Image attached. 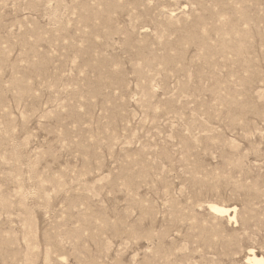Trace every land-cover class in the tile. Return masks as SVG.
Wrapping results in <instances>:
<instances>
[{"label": "rangeland", "instance_id": "1", "mask_svg": "<svg viewBox=\"0 0 264 264\" xmlns=\"http://www.w3.org/2000/svg\"><path fill=\"white\" fill-rule=\"evenodd\" d=\"M249 249L264 264V0H0V264Z\"/></svg>", "mask_w": 264, "mask_h": 264}, {"label": "bare ground", "instance_id": "2", "mask_svg": "<svg viewBox=\"0 0 264 264\" xmlns=\"http://www.w3.org/2000/svg\"><path fill=\"white\" fill-rule=\"evenodd\" d=\"M209 207H210V210L216 214H228V212H230V208H225L217 204H211ZM229 217L234 219L235 214L229 215ZM247 259L252 262L263 264V259L257 256L252 249H249Z\"/></svg>", "mask_w": 264, "mask_h": 264}]
</instances>
